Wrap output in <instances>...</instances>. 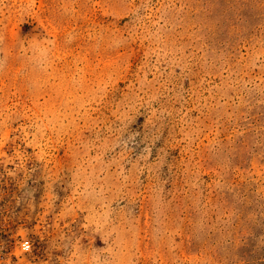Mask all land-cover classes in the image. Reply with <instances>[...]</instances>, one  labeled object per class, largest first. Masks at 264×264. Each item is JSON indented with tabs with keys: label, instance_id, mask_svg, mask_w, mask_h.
Here are the masks:
<instances>
[{
	"label": "rangeland",
	"instance_id": "1",
	"mask_svg": "<svg viewBox=\"0 0 264 264\" xmlns=\"http://www.w3.org/2000/svg\"><path fill=\"white\" fill-rule=\"evenodd\" d=\"M4 220L11 264H264V0H0Z\"/></svg>",
	"mask_w": 264,
	"mask_h": 264
},
{
	"label": "built area",
	"instance_id": "2",
	"mask_svg": "<svg viewBox=\"0 0 264 264\" xmlns=\"http://www.w3.org/2000/svg\"><path fill=\"white\" fill-rule=\"evenodd\" d=\"M21 248L28 250L31 246L30 240L23 238L20 241ZM12 263V237L8 222L4 220L0 225V264Z\"/></svg>",
	"mask_w": 264,
	"mask_h": 264
}]
</instances>
